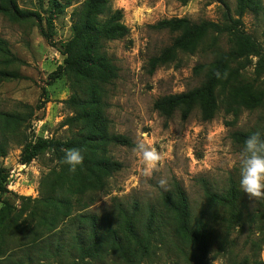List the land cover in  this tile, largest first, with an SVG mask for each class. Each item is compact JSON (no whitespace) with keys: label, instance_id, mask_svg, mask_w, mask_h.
Wrapping results in <instances>:
<instances>
[{"label":"rangeland","instance_id":"1","mask_svg":"<svg viewBox=\"0 0 264 264\" xmlns=\"http://www.w3.org/2000/svg\"><path fill=\"white\" fill-rule=\"evenodd\" d=\"M84 0H16L19 16L0 14V169L1 202H8L11 222L0 233V249L8 252L27 242L34 233L38 216L35 207L48 204L45 217L61 218L64 211L57 199L71 201L78 196V180H88L78 168L75 174L62 163L64 150L78 148V139L86 133L81 126L70 125L75 110L69 78L64 73V46L71 37L73 12ZM113 11L122 13L128 29L126 38L105 44L108 56L117 68L118 77L107 88L102 115L109 134L124 136L132 147L114 144L89 145L83 154L101 151L100 155L118 164L116 170L103 176L104 188L95 193V205L85 212L106 215L111 212L112 198L123 204L137 201L142 207H160V179L183 187L193 216L209 217L211 243L204 264H240L260 261L264 264V199H250L241 190V221L231 229L221 221L224 214L208 205L204 188L210 192L225 191L233 179L239 186V153L242 147L232 139L235 132L259 131L264 134V76L255 79L258 58L242 62V77L253 82L261 103L254 110L242 109L237 120L227 113L222 100L210 120L202 121L198 109L182 121L179 113L166 119L153 109L160 97L185 93L198 87L203 73L194 68L212 61L211 50L194 54L178 53L174 61L148 74L147 61L170 47L173 38L152 27L163 20L186 19L225 25L234 14L235 0H109ZM264 4V0H262ZM234 24L236 31L252 37L264 52V26L250 14ZM228 36L217 38V48L227 52ZM206 41L213 37L207 35ZM234 67V66H233ZM221 99V98H220ZM14 118L19 122L15 124ZM83 140V139H81ZM44 142V143H43ZM155 147L162 156L158 170L145 175L141 156L133 151L137 143ZM38 143L44 146L28 162ZM90 143V142H89ZM75 145V146H74ZM49 200V201H46ZM48 202V203H46ZM50 204V205H49ZM22 211L20 215L17 212ZM32 214L35 216L33 217ZM1 231V229H0ZM175 242L171 241L170 246ZM194 253L189 251L187 254ZM164 264H191L195 255L182 258L170 252Z\"/></svg>","mask_w":264,"mask_h":264},{"label":"trees","instance_id":"2","mask_svg":"<svg viewBox=\"0 0 264 264\" xmlns=\"http://www.w3.org/2000/svg\"><path fill=\"white\" fill-rule=\"evenodd\" d=\"M235 3L237 19L227 17L228 24L225 25L208 22L195 25L186 19H171L159 21L152 27L169 33L173 40L170 47L148 59V74L174 61L178 53L194 54L198 50L206 52L209 49L213 55L210 63L194 68V73H203V81L198 87L154 101L153 109L159 115L170 119L179 113L180 119L185 121L198 109L201 120L207 121L216 113L222 100L227 113L237 120L242 109L250 111L260 105L261 95L256 94L253 86L256 80H245L239 68H244L241 60L254 55L258 58L255 79L264 76V52H260L252 37L236 31L234 24L250 14L264 26V4L262 0H235ZM6 13L19 16L16 0H0V14ZM72 16L71 37L64 46L63 70L73 90L70 104L75 110L74 119H68V123L75 126L78 123L86 133L76 144L79 149H89L88 144L93 141L95 144L132 147L128 138L108 133L107 122L102 115L107 88L118 77V70L108 56L105 44L126 38L129 34L122 23V13L113 11L109 0H84ZM224 34L228 36L227 52L217 48V38ZM207 35H211L213 40L206 41ZM14 121L15 124L19 122L16 118ZM255 132L259 131L235 132L231 137L243 148L245 140ZM43 143L33 146L23 160L30 161L44 146ZM100 152L83 154L85 159L80 168L88 184L78 180V196L74 205L68 200H55L64 211L72 206L73 212H64L59 219L55 215L49 219L44 212L48 204L32 209L31 213L43 214L35 219L33 232L38 235L7 253L0 249V264H164L170 252L185 259L195 255L191 264H204L203 259L211 243L209 217L193 216L189 199L183 187L176 182L172 183L171 189L160 193L159 208L151 205L142 207L137 201L125 205L118 198H112V209L108 214L85 212L97 202L94 196L104 188L103 176L118 166ZM2 172L0 169L1 194L5 191L1 187ZM204 194L209 206L224 211L221 221L231 229L238 226L242 215L241 191L236 181L231 179L228 188L219 193L210 192L206 187ZM1 204L0 233L7 229L5 224L11 222V209L14 210L8 202ZM17 213L20 215L22 211ZM171 241L175 242L173 246H170ZM188 250L194 253L187 254ZM240 264L263 263L243 261Z\"/></svg>","mask_w":264,"mask_h":264},{"label":"clouds","instance_id":"3","mask_svg":"<svg viewBox=\"0 0 264 264\" xmlns=\"http://www.w3.org/2000/svg\"><path fill=\"white\" fill-rule=\"evenodd\" d=\"M143 161L145 175H152L158 170L162 160L155 147H148L143 142L137 143L133 149ZM84 155L79 148L64 150L62 163L68 166L72 174L84 163ZM167 180L160 179L159 185L167 191ZM239 186L240 190L250 199H264V136L259 132L252 133L245 140L239 153Z\"/></svg>","mask_w":264,"mask_h":264}]
</instances>
